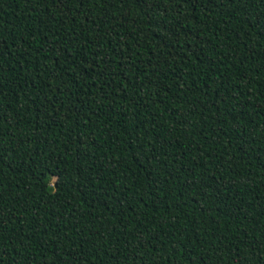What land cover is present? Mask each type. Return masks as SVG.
<instances>
[{
	"label": "trees",
	"instance_id": "16d2710c",
	"mask_svg": "<svg viewBox=\"0 0 264 264\" xmlns=\"http://www.w3.org/2000/svg\"><path fill=\"white\" fill-rule=\"evenodd\" d=\"M0 264H264V0H0Z\"/></svg>",
	"mask_w": 264,
	"mask_h": 264
}]
</instances>
